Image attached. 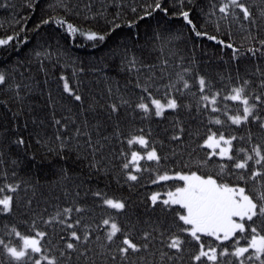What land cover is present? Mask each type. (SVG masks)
I'll return each instance as SVG.
<instances>
[{"label": "trees", "instance_id": "1", "mask_svg": "<svg viewBox=\"0 0 264 264\" xmlns=\"http://www.w3.org/2000/svg\"><path fill=\"white\" fill-rule=\"evenodd\" d=\"M244 2L253 13L254 24L245 21L238 9L235 18L221 19V0H159L160 9H155L157 0H0V39L15 37L8 45L0 46V74L5 76L0 84V187L18 186L15 193L5 189L0 194L14 196L11 212L0 211V239L16 246L20 242L9 235L12 228L25 235L44 231L47 236L42 253L49 259L55 257L57 264H189L187 252L177 254L174 260L163 255L175 251L166 245L168 235L177 231L178 221L175 212L161 211L162 205L153 208L149 199L153 193L173 190L182 182L152 181L157 171H197L218 176L219 166L232 162L219 157L209 160L211 150L199 147L209 129L228 138L235 136L236 150L245 148L250 152L253 146L264 145V128L260 126L264 123V104L254 100L255 96L264 97V55L249 51L264 52L260 43L264 40V0ZM184 11L189 13L191 25L180 15ZM149 12L151 15H146ZM45 20L49 23H43ZM61 20L63 25L58 23ZM140 23L143 29L138 28ZM67 24L80 31L110 35L104 42H91L79 32L70 34ZM193 25L202 35H196ZM141 30L148 34L143 35ZM208 36L217 39L209 40ZM221 40L224 44L217 42ZM61 49L67 56L61 54ZM233 49L237 50L235 58ZM75 51H84L89 70L83 63L74 62ZM133 59L135 67L126 65ZM94 66L97 74L92 73ZM140 73L146 82L137 81L135 77ZM67 74L74 77L71 92L62 85ZM83 74L91 78L88 99L83 94ZM181 75L189 82V89L183 88ZM200 77L209 83L203 94H220L215 105L220 111L212 112L213 105L201 99ZM137 83L150 85L153 98H175L178 109H166L161 117L155 116L152 109L146 115L136 108L142 95L149 103ZM57 86L66 97L64 103L56 100L53 90ZM240 86L257 104L253 116L259 117L260 123L250 117L249 122L234 125L224 114H242L239 102L224 99L232 88ZM71 93L80 95L81 100H75ZM116 102L119 109L114 114L111 106ZM215 118L223 123H210ZM132 135H144L149 148L154 147L161 157L159 163L141 161L144 169L151 170L135 173L137 181H128L127 171L122 168V152H128L127 139ZM21 139L24 143L18 144ZM134 148L140 149L138 145ZM205 161L206 166L200 167ZM249 164L247 175L251 170L264 172L254 161ZM221 182L246 187L254 196L264 191L260 180H239L236 170L226 169ZM96 192H101L103 198L125 202V209L108 208L102 197L94 195ZM66 208L72 211L65 214ZM76 208L82 211L76 212ZM173 208L179 211L178 206ZM57 213L65 224L51 220ZM10 214L17 216L15 222L8 220ZM109 217L135 243L147 242L148 249L141 248L122 261L117 248L123 236L118 234L113 242L106 240L109 226L102 225V220ZM77 220L81 221L79 225L67 228L68 223L75 225ZM158 225L159 230H155ZM255 226L264 225L257 220ZM73 230L81 236L79 242L72 240ZM85 231L88 240L83 239ZM144 231L152 233L148 241L143 238ZM161 231L168 235L161 237ZM203 239L206 244L213 240ZM67 242L76 243L75 250L67 249ZM219 243L213 242L212 246ZM245 244L242 239L240 246ZM224 245L233 250L231 242ZM32 255L39 258L40 254ZM223 260L228 264L235 258L227 256ZM0 264L17 262L10 261L0 249Z\"/></svg>", "mask_w": 264, "mask_h": 264}, {"label": "snow or ice", "instance_id": "2", "mask_svg": "<svg viewBox=\"0 0 264 264\" xmlns=\"http://www.w3.org/2000/svg\"><path fill=\"white\" fill-rule=\"evenodd\" d=\"M161 5L159 0L155 5V9H160ZM154 9V10H155ZM243 15L245 21H251L253 24L255 21L252 19L253 13L250 8L246 6L244 0H221L219 7V13L223 14L221 19H227L228 16L235 18L237 11ZM135 11V9H133ZM214 14V13H213ZM151 15V13H146ZM180 15L184 21L191 25L192 21L189 19V13L187 11L181 12ZM264 15V12L261 13ZM43 23H49L48 20ZM59 24L63 25L64 21H58ZM132 25H129L131 27ZM115 27H119L116 25ZM67 30L70 34H77L85 37L86 40L91 42H104L110 33L98 34L94 31H80L72 24H67ZM193 31L196 32L197 36L202 35L200 32L195 30L193 25ZM209 40H216L215 36H208ZM15 39L14 36H8L7 39H0V46L8 45L10 41ZM220 44L224 42L217 41ZM261 45L264 46V40L260 41ZM228 48H232L231 44L225 45ZM253 55L256 52H264L261 49H249ZM236 49H233L234 58L236 56ZM39 55V53L37 54ZM166 63V62H165ZM132 67H135V60L130 61ZM185 72L188 69L184 70ZM63 79V77L61 78ZM179 79L183 82V88L189 89V82L184 79L181 75ZM5 76L0 74V84L4 83ZM199 89L202 94L201 99L213 105L211 111L218 112L220 109L215 107L217 104V97L219 93L212 94L211 96L203 94L209 88V83L204 77H200L198 80ZM244 85L248 84V81L243 82ZM264 84V81H262ZM137 88H141L143 93L147 94L150 104L145 102V97H140V102L136 104V108L140 109L146 115L151 112L154 108V115L161 117L164 115L165 109H178L179 105L175 98H168L166 103H163L161 99L153 98V94L150 90V85H141L137 83ZM176 91H180L175 85H172ZM64 90L71 92L67 81L64 83ZM74 95L75 100H81L80 95ZM226 100L239 102L243 106L242 114L239 112L236 115H228L225 111V115L228 120L234 125H241L242 123L249 122V118L252 117L258 123H260L259 117H254V110L257 108V104L251 102L250 97L245 92V87H234L231 90V94L224 97ZM255 101H259L264 104V97L255 96ZM126 103V102H125ZM112 111H117V105L111 106ZM56 123H59L57 121ZM210 123L220 125L223 121L219 118L210 120ZM261 128H264V123H260ZM182 131V130H181ZM173 139H179V136H174ZM237 138L235 136L226 138L224 133L219 135L215 131L209 129V134L204 139L203 144L199 147L207 148L211 151L208 153V159L211 160L213 157H219L222 160L232 162L231 164H221L220 174L216 177L213 175L198 174L197 171H192L188 174L175 173L169 175L167 173L159 174L157 171L156 179L152 181L153 184L160 182H166L170 180L182 182L180 185L175 186L174 190H169L164 194L162 198L160 193H153L150 196L151 205L153 208L162 205L161 211L171 210L176 213V232L167 234L166 231H161V237L168 235L167 247L175 250L172 255H166L168 260H174L177 258V254L183 255L185 252L188 254L189 264H225L223 258L231 256L235 258V261H229L228 264H264V226L258 228L256 225L257 220H260L261 225H264V191H261L258 196L249 194L246 187L237 185H231L223 180V174L226 169L229 171L236 170L237 178L239 180H256L261 181V186L264 188V172L260 170H251L250 176L246 174V170H250V161H254L256 165H260L264 168V145L257 144L253 146L249 152L248 149L240 148L234 149L233 141ZM23 144L24 141L21 139L17 142ZM128 152H122L124 155L125 162L122 168L127 171L128 181H137L138 175L135 173H141L142 171H150L151 169H144L141 165V161H155L159 163L161 157L158 155L156 149L153 147L149 149V140L144 135H132L127 139ZM134 145H139L145 150V154L142 155L140 151L133 150ZM91 147V142H89ZM130 152V155L128 154ZM242 154V156H241ZM207 161L203 162L200 167L206 166ZM18 187V186H17ZM17 187L7 185L0 187V194L5 192L15 193ZM97 197H102L103 205H106L110 209L121 211L125 209L126 204L121 200L113 198H103L101 192L94 193ZM14 201L13 195H3L0 198V211L9 213L12 210ZM173 206H178L179 211ZM72 209L66 208L63 210L65 214L70 213ZM76 212L82 211L80 208L75 209ZM61 214L57 213L56 216L52 217V221H58L60 224H65V220L61 219ZM45 221L44 223H49ZM81 223L77 220L74 224L68 223L66 226L68 229H73L76 225ZM102 225L109 226V230L106 234V240L113 242L114 238H117L118 234L123 236L120 246L117 248L118 253L122 261L128 260L130 254H135L140 251L141 248L148 249L149 244L145 242L140 245L134 242L128 232H126L117 222L109 218L102 220ZM159 225L155 230H159ZM35 228V222L33 223ZM9 235H14L19 240V244L16 246L10 243H5L3 239H0V249L7 253L10 261L17 262V264H41L42 261L46 260L47 264H57L55 257L49 259L46 254L42 253L43 240L46 238L47 233L44 231H36L34 235H25L15 228H12ZM204 237L213 238L212 241L207 244L204 242ZM71 238L73 241L79 242L81 236L73 230L71 231ZM89 233L85 231L83 239L88 240ZM143 238L148 241L152 238V233L144 231ZM246 242V246H240L241 240ZM213 242H220L216 247L212 246ZM224 242H231L233 250L230 252L228 247L224 245ZM188 246H192L189 248ZM67 249L75 250L76 243L67 242ZM223 248V250H218ZM251 250V251H250ZM47 249H44L46 252ZM40 254L39 258H35L32 254ZM64 255L63 252L60 253ZM247 254V255H246ZM115 259V257H113Z\"/></svg>", "mask_w": 264, "mask_h": 264}, {"label": "bare ground", "instance_id": "3", "mask_svg": "<svg viewBox=\"0 0 264 264\" xmlns=\"http://www.w3.org/2000/svg\"><path fill=\"white\" fill-rule=\"evenodd\" d=\"M138 28L139 29H143V27L141 26V23L138 25ZM142 31V33H143V35L145 34V36L148 34V31H144V30H141ZM61 51V54L62 55H64V56H67V54H66V52L63 50V49H61L60 50ZM13 52H9V54H12ZM72 56H73V60H74V62H76V63H78V62H81V63H83V65H84V67L87 69V70H89L88 68H89V65H88V62H86V59L84 58V51H75L73 54H72ZM80 63V64H81ZM56 62H54L53 63V65L54 66H56ZM126 65H128V66H131V64H130V61L129 60H127L126 61ZM104 66H106V65H104ZM57 70V69H56ZM105 70L107 71V68H105ZM104 70V71H105ZM58 71V70H57ZM105 71V72H106ZM129 71V70H128ZM92 73L94 74V73H96L97 74V66H94L93 68H92ZM101 74H104L103 72H101ZM84 75V79H83V94H84V97L86 98V99H88V92H87V90L90 88V85H91V82H90V76H87V75H85V74H83ZM131 76H133L134 74H130ZM67 76V78L65 79V81H67V83H68V85H69V89L70 90H72V91H74V86H73V74H67L66 75ZM80 76V75H79ZM135 77V76H134ZM136 79H137V81H142V83H144V82H146V79H145V77L142 75V73H140V75L138 74V76L137 77H135ZM63 86H64V83L62 84ZM59 90H58V86L53 90V92L55 93V97H56V100H58L60 103H64V102H66V101H64V99L66 98L65 97V95L63 94V92H58ZM115 105H117V111L116 112H112L111 111V113H117L118 112V109H119V104L116 102V103H114ZM114 104H112V105H114ZM132 114H133V112H132ZM0 178H1V176H0ZM0 197H1V195H0ZM4 213V212H3ZM8 220H12L13 222H15V220L17 219V216L15 215V214H10V215H8Z\"/></svg>", "mask_w": 264, "mask_h": 264}, {"label": "rangeland", "instance_id": "4", "mask_svg": "<svg viewBox=\"0 0 264 264\" xmlns=\"http://www.w3.org/2000/svg\"><path fill=\"white\" fill-rule=\"evenodd\" d=\"M157 99V98H156ZM163 103H166V101L165 100H161ZM153 110H154V108H153ZM166 110V109H165ZM226 137V136H225ZM226 138H228V137H226ZM139 146V145H138ZM140 147V146H139ZM133 150H137V151H140L141 152V154L142 155H144L145 154V150L144 149H142L141 147H140V149H137V148H134ZM148 150H151V148H149ZM175 173H182V174H188V173H184V172H172V173H167V174H169V175H174ZM162 175V174H161ZM174 190V189H173ZM167 192V191H166ZM166 192H164V193H161V192H158V193H160L161 194V197L162 198H166V197H164V194L166 193ZM155 193H157V192H155ZM0 198H3V196H1ZM242 246H246V244L245 245H242Z\"/></svg>", "mask_w": 264, "mask_h": 264}]
</instances>
